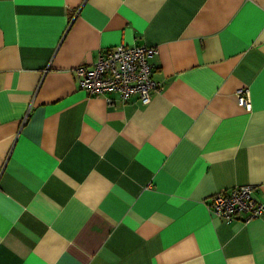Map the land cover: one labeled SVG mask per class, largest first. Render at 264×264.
Segmentation results:
<instances>
[{
    "label": "crops",
    "instance_id": "crops-1",
    "mask_svg": "<svg viewBox=\"0 0 264 264\" xmlns=\"http://www.w3.org/2000/svg\"><path fill=\"white\" fill-rule=\"evenodd\" d=\"M121 43L158 51L147 104L79 88ZM243 184L264 202V0H0V264H264V213L206 205Z\"/></svg>",
    "mask_w": 264,
    "mask_h": 264
},
{
    "label": "built area",
    "instance_id": "built-area-1",
    "mask_svg": "<svg viewBox=\"0 0 264 264\" xmlns=\"http://www.w3.org/2000/svg\"><path fill=\"white\" fill-rule=\"evenodd\" d=\"M155 47L145 45L118 44L100 52L91 65H77L74 74L79 85L88 95H106L116 92L122 101L137 95L141 103L147 104L151 92L158 83L152 78V66L148 58L157 54ZM238 105L251 109L249 89L236 90ZM207 208L226 223L232 220L248 222L264 213V202L256 198L255 185L243 184L222 188L211 195Z\"/></svg>",
    "mask_w": 264,
    "mask_h": 264
}]
</instances>
